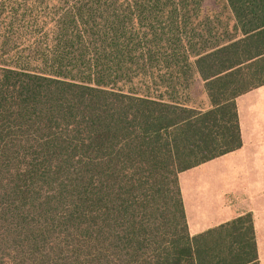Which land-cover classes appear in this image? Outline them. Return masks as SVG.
<instances>
[{
  "label": "trees",
  "instance_id": "trees-1",
  "mask_svg": "<svg viewBox=\"0 0 264 264\" xmlns=\"http://www.w3.org/2000/svg\"><path fill=\"white\" fill-rule=\"evenodd\" d=\"M57 1L0 8V264H258L250 213L189 235L178 173L242 145L264 0Z\"/></svg>",
  "mask_w": 264,
  "mask_h": 264
},
{
  "label": "crops",
  "instance_id": "crops-1",
  "mask_svg": "<svg viewBox=\"0 0 264 264\" xmlns=\"http://www.w3.org/2000/svg\"><path fill=\"white\" fill-rule=\"evenodd\" d=\"M235 104L242 145L179 172L178 184L190 236L250 213L258 264H264V83Z\"/></svg>",
  "mask_w": 264,
  "mask_h": 264
},
{
  "label": "rangeland",
  "instance_id": "rangeland-1",
  "mask_svg": "<svg viewBox=\"0 0 264 264\" xmlns=\"http://www.w3.org/2000/svg\"><path fill=\"white\" fill-rule=\"evenodd\" d=\"M57 2V0H0V8H2V10H7L11 5L14 7V10L22 9L21 16L18 15L21 20L19 21V24L16 25L18 27V31L22 32V29L27 25L26 21H29L31 17H40V19H42V17H49L54 13V11H57L59 8V4H57ZM218 2L221 3L222 0H204L203 10H221V6ZM23 22L26 23L23 24ZM38 32H40V29H38ZM24 33H30V29L26 28ZM6 35L11 36V34L7 31H0V43L6 40ZM6 48H8V46H6ZM200 91V84L198 81L192 88V104L196 105L204 103V99Z\"/></svg>",
  "mask_w": 264,
  "mask_h": 264
}]
</instances>
